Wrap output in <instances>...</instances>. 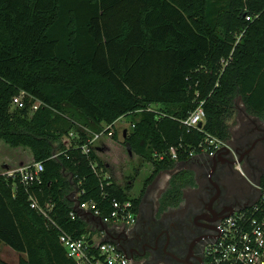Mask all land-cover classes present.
I'll list each match as a JSON object with an SVG mask.
<instances>
[{
	"label": "trees",
	"instance_id": "obj_1",
	"mask_svg": "<svg viewBox=\"0 0 264 264\" xmlns=\"http://www.w3.org/2000/svg\"><path fill=\"white\" fill-rule=\"evenodd\" d=\"M23 91L33 101L16 108ZM34 100L43 105L33 112ZM238 100L264 120V0H0V141L29 147L45 166L32 185L0 174V251L6 244L23 254L19 264H77L60 242L62 230L76 239L89 232L71 215L74 185L79 202H97L102 216L114 199L138 214L133 185L92 166L105 165L92 133L110 132L125 116V144L155 166L146 184L173 171L161 203L178 206L197 182L176 161L201 152L207 134L230 143ZM201 104L202 129L186 126ZM32 197L51 206L57 226Z\"/></svg>",
	"mask_w": 264,
	"mask_h": 264
},
{
	"label": "flooded vegetation",
	"instance_id": "obj_2",
	"mask_svg": "<svg viewBox=\"0 0 264 264\" xmlns=\"http://www.w3.org/2000/svg\"><path fill=\"white\" fill-rule=\"evenodd\" d=\"M256 118L242 125L232 151L196 161L197 185L185 192L178 206L146 198L131 229L124 225L108 234L107 239L129 264H207L209 247L220 236L223 218L259 195L243 168L248 165L256 181L264 154V127L257 122L264 120Z\"/></svg>",
	"mask_w": 264,
	"mask_h": 264
},
{
	"label": "built area",
	"instance_id": "obj_3",
	"mask_svg": "<svg viewBox=\"0 0 264 264\" xmlns=\"http://www.w3.org/2000/svg\"><path fill=\"white\" fill-rule=\"evenodd\" d=\"M29 97L33 101L32 96L23 91L13 99V106L16 108H24L26 106V98ZM203 104V103H202ZM200 105L190 116L183 122L191 128L202 129L206 119V112L203 105ZM43 103L34 100L31 104V110L36 111ZM202 124V125H201ZM93 138L90 144L100 139L101 133H92ZM73 136V134L71 135ZM67 144L71 145V137H68ZM91 145L83 147L84 153H89L92 149ZM224 147H229L232 151V145L228 141L207 134L204 142L201 144V152L192 150L191 157L196 156H215ZM174 159H178V152L175 147L170 150ZM57 156V155H55ZM54 156V157H55ZM94 171L100 175L97 164H92ZM45 169L43 162H33L32 164L9 170L6 173H0L8 177H20L21 182L25 185H32L36 182H42V173ZM238 169L243 173L240 164ZM259 190V196L254 202L229 216L223 218L220 229L221 233L217 240L212 243L208 250L207 264H264V187L255 184ZM32 207L37 209L45 217L51 220L49 211L51 206L42 207L38 201L32 197ZM80 208L89 210L95 215L100 216L106 223L115 225L116 229L126 225L131 229L136 221L137 215L133 212V204L131 201L121 203L118 200L113 201L114 210L105 216H102L101 209L97 202L90 200L80 202ZM76 211L71 213L72 217H76ZM54 225L57 224L51 220ZM61 244L68 250V254L77 264H129V260L117 248V245L111 241L95 242L89 238L80 239L64 230L60 235Z\"/></svg>",
	"mask_w": 264,
	"mask_h": 264
},
{
	"label": "rangeland",
	"instance_id": "obj_4",
	"mask_svg": "<svg viewBox=\"0 0 264 264\" xmlns=\"http://www.w3.org/2000/svg\"><path fill=\"white\" fill-rule=\"evenodd\" d=\"M256 119L257 118L255 115H250L246 112L242 101L238 100L236 104V114L229 120L232 131L231 142L233 143L236 142L237 137L240 134V131H242V125L245 122H248L249 120L256 121ZM131 122H132V116L131 115L125 116L115 126L114 131H116L118 137V139L116 140L119 143L115 141H109L110 137L112 138L113 133L109 136L107 134H102L103 136L101 135L102 137L99 140H97L95 143L98 146H101L103 150H105L102 159L105 164L106 162L109 163L108 166L104 165L103 170L99 169V173L102 174V171H104L103 173L104 175L106 174L105 175L106 178L112 175L114 180L117 183L120 182V184L123 186L133 182V189L130 192V195L135 198L138 194H140L141 190L143 189L145 180L150 175L151 170L154 168V164L151 161H147L143 157L131 151L123 141L124 140L123 132L132 130ZM257 122L260 125L262 124V127H264V122L262 123H260L259 121ZM110 129L111 131H113L112 128ZM67 138L68 137L66 136L64 139ZM3 143L4 144L2 145L5 146L0 147V160L1 158H4L5 159L4 163H6V161L8 160H10L11 162L10 164H8L7 167L4 164L0 163V173H6L9 170L17 169L18 167L29 165L34 162V157L30 149L22 148L19 150L18 148H14L9 144H5V142ZM258 146L260 145L258 144L257 147ZM258 167H259V172H258L259 175L255 181L254 179H252L251 169L248 167V165L246 167L243 166L245 174L252 182L257 183L259 181L260 175L264 173V154H262V156L259 159ZM195 168L196 167H194V169ZM172 174L173 172L163 173L161 175V177L157 181V184H160L159 190H162L163 188L167 187L169 178L170 176H172ZM20 258L21 255L16 250L12 249L10 246L6 244H2L0 251V264H2L1 263L2 261H5L6 263L9 264H19Z\"/></svg>",
	"mask_w": 264,
	"mask_h": 264
},
{
	"label": "crops",
	"instance_id": "obj_5",
	"mask_svg": "<svg viewBox=\"0 0 264 264\" xmlns=\"http://www.w3.org/2000/svg\"><path fill=\"white\" fill-rule=\"evenodd\" d=\"M122 119V118H121ZM121 119H119L116 123H115V126L119 123V121L121 120ZM115 126L114 127H107V128H112V130L113 131H110V132H107L106 134L109 136V135H111L112 133L114 134V133H116V131H114V128H115ZM125 132V131H124ZM124 132H123V138H124V140H125V137H124ZM112 134V135H113ZM103 136V135H102ZM101 136V137H102ZM100 137V138H101ZM109 138V137H108ZM112 138H113V140H112ZM112 138L110 137V140L109 141H115V142H118L116 139H114V136H112ZM123 140V141H124ZM3 142H5V141H3V140H1L0 141V147L1 146H5V145H2V144H4ZM119 143V142H118ZM231 144H232V142H230ZM5 144H7L6 142H5ZM109 147V146H108ZM14 148H18L19 150L20 149H22V148H28V149H30L29 147H25V146H20V147H14ZM94 148H95V151H96V153H97V155L99 156V158H100V160L104 163V161H103V153H104V151L105 150H103L102 149V147L101 146H98L96 143L94 144ZM31 150V149H30ZM31 152H32V150H31ZM130 154V153H129ZM225 154H226V151H225ZM32 155H33V157H34V154H33V152H32ZM131 155V154H130ZM132 156V155H131ZM204 156H202V157H200V156H196V157H194V158H190V159H188V160H184V161H176L177 162V166H176V169L177 170H182V169H190V170H193L194 171V167L195 166H197L196 165V161L197 160H201L202 158H203ZM5 162V159L4 158H1V160H0V163H2V164H4L6 167L8 166V164H10V160H8V161H6V163H4ZM22 164H23V162H22ZM21 164V165H22ZM105 164V163H104ZM20 165V166H21ZM106 166H108L109 165V163L108 162H106V164H105ZM154 169H155V166H154V168L151 170V173H150V175L147 177V179L152 175V173L154 172ZM110 172V171H109ZM171 172H173V171H162V172H160L157 176H156V178L152 181V182H150L148 185L146 184V181H147V179L145 180V183H144V187H143V189L141 190V192H140V194H138L135 198H141V200H140V204H139V207H140V205L142 204V202H143V200L145 199L146 200V198L147 199H149V200H152V201H157V200H160V202H161V199H162V196H163V194H164V192L167 190V188H168V186H169V181H170V179H171V177L172 176H170V178H169V181H168V184H167V187L166 188H163L162 190H159V186H160V184H157V181L159 180V178L161 177V175L163 174V173H171ZM195 172V171H194ZM107 173V172H106ZM140 173V172H139ZM174 173V172H173ZM195 174H196V172H195ZM264 174V173H263ZM106 175V174H105ZM111 175V174H110ZM173 175V174H172ZM262 175V174H261ZM261 175H260V177H261ZM260 177H259V180H260ZM107 178H109V177H107ZM110 178H112L113 180H114V178L112 177V175L110 176ZM69 179L72 181L73 180V177L70 175L69 176ZM115 181V180H114ZM133 181V180H132ZM116 182V181H115ZM117 183V182H116ZM254 183H256V182H254ZM257 183H259L260 184V182L258 181ZM256 183V184H257ZM118 185H120V186H122V187H125L126 185H121L120 184V182H118L117 183ZM130 185H133V182H131L130 183ZM193 188V187H192ZM132 189H133V186H132ZM132 189H131V191H132ZM188 189H190V188H188ZM188 189H186V191L188 190ZM256 189H257V187H256ZM130 191V192H131ZM185 191V192H186ZM259 191V190H258ZM72 201H73V206H74V209H75V211L77 212V214L83 219V220H85V222L87 223V225H88V230H89V232H88V234L85 236L86 238H89L90 240H94L95 242H100V241H105V235H106V237L108 236V234L110 233V232H112V231H114L115 230V225H113V224H110V223H106V222H104L103 220H102V218L100 217V216H97V215H95L93 212H91V211H89V210H85V209H81L80 208V202H79V197L81 196V193L79 192V189H78V187L76 186V185H74L73 186V190L72 191H70V193L67 195ZM259 196V195H258ZM183 200H184V198H183ZM254 202V201H253ZM252 202V203H253ZM252 203H250L249 205H251ZM248 205V206H249ZM138 214H139V211H138ZM19 253V252H18ZM21 256L23 255V254H21V253H19Z\"/></svg>",
	"mask_w": 264,
	"mask_h": 264
},
{
	"label": "water",
	"instance_id": "obj_6",
	"mask_svg": "<svg viewBox=\"0 0 264 264\" xmlns=\"http://www.w3.org/2000/svg\"><path fill=\"white\" fill-rule=\"evenodd\" d=\"M202 125V124H201ZM126 136H127V131H125L124 132V137L126 138ZM226 151V153H228V152H230L231 151V149L229 148V147H224L220 152L221 153H224ZM256 184V183H255ZM257 184H259V183H257ZM247 207V206H246ZM245 207V208H246ZM229 215H231V214H228L227 216H229ZM105 241H109L108 239H107V237H106V235H105Z\"/></svg>",
	"mask_w": 264,
	"mask_h": 264
}]
</instances>
